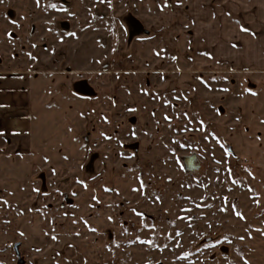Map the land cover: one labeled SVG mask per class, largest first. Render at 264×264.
<instances>
[{
    "label": "rangeland",
    "instance_id": "rangeland-1",
    "mask_svg": "<svg viewBox=\"0 0 264 264\" xmlns=\"http://www.w3.org/2000/svg\"><path fill=\"white\" fill-rule=\"evenodd\" d=\"M199 1L0 0V264H264V71L208 61Z\"/></svg>",
    "mask_w": 264,
    "mask_h": 264
},
{
    "label": "crops",
    "instance_id": "crops-1",
    "mask_svg": "<svg viewBox=\"0 0 264 264\" xmlns=\"http://www.w3.org/2000/svg\"><path fill=\"white\" fill-rule=\"evenodd\" d=\"M199 2L200 51L208 61L264 71V0ZM29 96V90L19 88L18 77L0 76V157L19 156V138L31 129V119L25 117Z\"/></svg>",
    "mask_w": 264,
    "mask_h": 264
},
{
    "label": "snow or ice",
    "instance_id": "snow-or-ice-1",
    "mask_svg": "<svg viewBox=\"0 0 264 264\" xmlns=\"http://www.w3.org/2000/svg\"><path fill=\"white\" fill-rule=\"evenodd\" d=\"M53 7H55V5H53Z\"/></svg>",
    "mask_w": 264,
    "mask_h": 264
},
{
    "label": "water",
    "instance_id": "water-1",
    "mask_svg": "<svg viewBox=\"0 0 264 264\" xmlns=\"http://www.w3.org/2000/svg\"><path fill=\"white\" fill-rule=\"evenodd\" d=\"M16 249H17V245H16Z\"/></svg>",
    "mask_w": 264,
    "mask_h": 264
}]
</instances>
